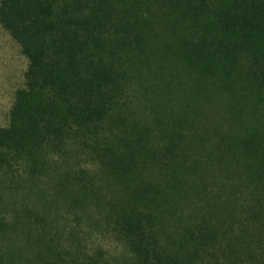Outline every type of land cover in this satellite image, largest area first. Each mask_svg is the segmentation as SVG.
<instances>
[{
    "label": "trees",
    "instance_id": "1",
    "mask_svg": "<svg viewBox=\"0 0 264 264\" xmlns=\"http://www.w3.org/2000/svg\"><path fill=\"white\" fill-rule=\"evenodd\" d=\"M0 24L27 60L0 127V181L23 199L55 189L33 213L55 242L43 264L101 263L98 254L64 255L50 234L59 209L47 213L60 205L79 224L95 222L87 208H102L96 225L131 255L123 264H189L178 256L182 238L174 251L164 245L157 214L158 199L179 194L171 155L185 162L178 144L189 111L172 114L174 67L264 106V0H0ZM204 87L182 90L177 102L185 106ZM140 164L167 175L154 194L138 180Z\"/></svg>",
    "mask_w": 264,
    "mask_h": 264
},
{
    "label": "rangeland",
    "instance_id": "2",
    "mask_svg": "<svg viewBox=\"0 0 264 264\" xmlns=\"http://www.w3.org/2000/svg\"><path fill=\"white\" fill-rule=\"evenodd\" d=\"M176 62V82L171 86L177 98L182 90L189 92L198 84L207 91L193 95L185 106L177 98L172 105L173 116L183 115L184 107L189 114L178 144L185 162L179 165L180 157L170 158L177 163L172 169L178 176L175 191L179 194L168 201L161 194L162 200L157 201L160 225L165 229L162 241L174 251L182 238L186 244L177 250L178 256H186L189 264H264V106L251 102L238 88L233 96L221 91L213 78L203 85L198 74ZM26 67L18 44L0 24V127L7 124ZM191 100L196 103L192 105ZM167 138L162 133L163 146ZM138 176L139 181L151 184L152 194L157 191L155 180L167 177L165 173L158 177L147 164H140ZM52 194L56 196L55 189L48 195L31 190L23 199L13 183L0 181V264H43L46 244L53 248L55 242L44 235L42 221L33 213L39 215L41 204ZM54 208L61 217L58 233L55 224L50 234L58 238L64 255L73 252L77 259H85L98 254L100 264L130 261L128 251L107 230L97 227V221L103 220L102 208H87L95 219L93 224L74 222L72 211L62 205L47 213ZM27 211L32 213L29 217ZM69 231L74 237L68 236ZM194 251L196 257L191 259Z\"/></svg>",
    "mask_w": 264,
    "mask_h": 264
}]
</instances>
